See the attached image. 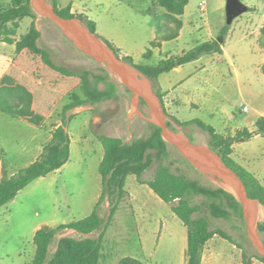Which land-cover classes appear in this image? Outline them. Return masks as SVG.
<instances>
[{
  "label": "rangeland",
  "instance_id": "obj_1",
  "mask_svg": "<svg viewBox=\"0 0 264 264\" xmlns=\"http://www.w3.org/2000/svg\"><path fill=\"white\" fill-rule=\"evenodd\" d=\"M43 1L52 5L51 0ZM202 1L205 2L203 11L199 7ZM241 2L252 9L251 15L245 12L231 25H226L225 0H189L181 37L165 42L146 62L142 56L155 39L153 17L164 26L174 24L157 0H58L60 9L72 5V13L80 15L78 11L81 10L96 23V35L93 37L106 52L108 48L100 38L117 46L120 58L128 54L136 64L154 66L165 56H179L209 41L211 35L219 34L223 27L228 26L230 33L224 39L226 57L219 64L220 74L215 73L218 67L211 64V57L203 55L200 61L184 65L180 73L161 75L155 86L141 76L125 79L116 72L107 71L116 84V97L86 103L66 112L67 118L71 116L67 124L71 136V158L67 165L34 180L15 199L0 207V264H30L35 254L33 237L37 227H56L91 214L102 192L99 164L104 154L95 134L130 143L147 137L155 123L164 125L168 131L164 137L168 143L167 153L159 157L154 150L149 151L151 162L141 177L142 181L151 180L155 168L163 163L175 173L213 187H223L218 176L198 165L199 156L184 153L177 147L190 142L207 150V134L195 125L182 127L169 116L180 122L200 120L227 136H234L244 128L254 132L255 121L264 117V75L258 69L257 59L251 57L247 62L248 70L243 71L241 60L233 57L248 47L245 41L241 42V31L246 23L249 25L248 16L257 17L254 13L258 7L264 13V0ZM24 3L25 0H0V8L18 7ZM31 4L37 15L35 26L40 32L38 45L48 50L55 64L74 71L95 70L98 66L104 68L81 51L59 25L43 14L34 0ZM74 20L86 29L78 19ZM263 23L264 20L252 25L253 32ZM30 24L31 19L26 18L17 27H11L14 38L19 40L24 36ZM14 56V45L0 44L1 76ZM202 64H209L206 70H199ZM234 69L241 71L240 80L234 77ZM185 80L189 87L183 90L187 85L182 82ZM171 87H176L178 93L169 94ZM99 88L103 89V85L100 84ZM158 90L163 103L157 96ZM72 95L84 99L80 88L64 91L40 128L0 112V180L14 175L37 159L40 147L50 141L49 134L61 124L63 108L71 102ZM10 99L18 104L17 97ZM186 154L194 161H190ZM230 159L264 186L263 135L233 144ZM125 189L127 195L120 201L113 220L104 231L99 264H118L123 257H132L144 264H186L187 229L172 213L171 205L161 201L146 184L138 183L134 175L127 177ZM109 207V201L105 199L99 211L104 220L108 218ZM261 222L264 223V212L257 203L253 204L249 227L245 221L241 225L235 219H211L213 229L224 230L242 249L214 236L203 249L201 264H242V252L250 257L257 254L252 238L264 245V233L257 228ZM63 236L79 237L71 230L58 234L49 248L50 254L54 253L57 240ZM97 236L98 233L89 235ZM252 264L263 263L252 258Z\"/></svg>",
  "mask_w": 264,
  "mask_h": 264
},
{
  "label": "trees",
  "instance_id": "obj_2",
  "mask_svg": "<svg viewBox=\"0 0 264 264\" xmlns=\"http://www.w3.org/2000/svg\"><path fill=\"white\" fill-rule=\"evenodd\" d=\"M189 0H157L173 20V26L162 25L153 17L155 39L149 43L142 59L149 62L154 49H160L163 42L179 37L183 23L180 17L184 14ZM54 11L67 20L78 19L85 28L96 35V23L84 15L71 12V5L60 9L58 0H51ZM31 19L29 31L19 40L14 38L11 27H17L24 19ZM37 15L31 5V0L18 6L0 8V43L15 46V56L5 73L0 78V112L20 120L32 127L40 128L63 97L64 91L80 88L84 99L77 95L71 96V102L64 106L61 124L51 132L50 141L42 147L37 159L14 175L0 180V207L6 205L34 180L44 177L51 172L61 169L70 158V136L67 130L66 112L86 103H98L116 97V84L103 67L95 70L74 71L55 64L48 50L39 47L40 32L35 26ZM229 31L225 26L216 39L202 42L191 50L179 56H165L156 65L136 64L132 57H121L123 61L145 75L153 85L158 78L173 69L198 60L203 55L222 54V46ZM102 43L118 58L120 49L105 38ZM260 41L264 46V26L260 28ZM264 74V63L261 67ZM103 85V89L99 85ZM162 99V94L157 91ZM17 97L18 104L10 98ZM165 113L167 114L165 108ZM169 116V114H167ZM176 123L182 127L195 125L203 130L208 137V147L230 167L243 182L249 198L256 201L264 212V186L245 169L235 166L231 159L232 145L244 142L255 135L264 136V117H259L255 123V131L247 128L238 130L234 136L218 133L211 126L200 120L180 122L173 116ZM101 142L104 154L99 164L102 192L89 216L79 221L62 223L56 227L43 226L33 237L35 254L30 264H99L101 258L104 231L113 220L120 201L127 195L126 180L134 175L140 184H146L149 189L166 204L171 205L172 213L187 229L186 264H201L202 252L209 240L218 236L242 249L235 240L222 229H213L211 219L226 221L235 219L244 225L243 211L237 197L223 187H213L184 174L175 173L163 163L155 168L151 180L143 182L141 177L149 167L151 159L149 151L154 150L159 156H165L168 143L162 137V130L152 125L147 137H142L124 143L119 138L95 134ZM108 199L109 215L107 220L100 217L101 204ZM264 233V223L257 226ZM66 230L75 232L79 237L63 236L56 242L54 253L49 248L56 236ZM98 233L97 237H89ZM252 258L264 264V258L257 254L248 256L242 252V264H252ZM118 264H144L132 257H123Z\"/></svg>",
  "mask_w": 264,
  "mask_h": 264
},
{
  "label": "water",
  "instance_id": "obj_3",
  "mask_svg": "<svg viewBox=\"0 0 264 264\" xmlns=\"http://www.w3.org/2000/svg\"><path fill=\"white\" fill-rule=\"evenodd\" d=\"M34 1L36 2L37 7L42 10L43 14L59 25L81 51L95 59L99 64L103 65L107 71L116 72L125 79L134 76H141L148 81V78L145 75L127 64L121 58H118L111 50L107 49L106 52L105 49L96 42L93 35L87 29H84L81 24L75 20H67L60 17L54 11L53 6L45 3L43 0ZM247 11L248 7L244 5L241 0H225L226 25H231L235 18ZM155 125L161 128L162 137L164 138L168 132L167 128L159 123H155ZM177 147L184 153H191L195 156H199L200 162H198V165H200L203 170L209 171L233 186L237 195L233 192L232 193L236 195L240 202L243 211V219L249 227L253 213V204H256L257 202L249 198L246 188L237 174L210 149L202 150L190 142H187L185 146L177 145ZM186 156L190 161H194V159L189 158L187 154ZM252 243L257 255L264 258V245L258 243L253 238Z\"/></svg>",
  "mask_w": 264,
  "mask_h": 264
},
{
  "label": "crops",
  "instance_id": "obj_4",
  "mask_svg": "<svg viewBox=\"0 0 264 264\" xmlns=\"http://www.w3.org/2000/svg\"><path fill=\"white\" fill-rule=\"evenodd\" d=\"M72 10H73V8H72V5H71V12H72ZM251 11H252V9L251 8H248V14H250L251 15ZM78 13L79 14H81V15H84V16H87L83 11H81V10H79L78 11ZM185 14H186V8H185V11H184V14L180 17V19H181V21H182V23H183V27H182V29H181V31H180V34H179V37L177 38V39H175V40H178L180 37H181V35H182V32H183V28H184V22H183V17L185 16ZM255 15H257V17L255 18V19H253V18H250V16H248V21H249V25H248V23H246L245 24V27L243 28V31H241L242 33L241 34H243V37L241 38V42H243V41H245V43H246V45H248V47L246 46L245 48H243L242 49V51H239V53H237V54H234L233 55V57H235V58H237V59H239V60H241V62H242V64H243V67H242V70L243 71H246V70H248L247 68H248V64H247V62H248V60L251 58V57H255L256 59H257V62H258V69H259V71H261L262 72V70H261V67H262V65H263V63H264V46L261 44V41H260V28L262 27V26H264V23L263 24H260L259 26H258V28L256 29V33L255 32H253V30H252V27L254 26V25H256L257 23H259V22H261V21H263L264 20V13H263V9L262 8H257V10L255 11V13H254ZM88 17V16H87ZM234 22V21H233ZM232 22V23H233ZM253 25V26H252ZM220 32V31H219ZM229 33H230V30L228 31V35L227 36H229ZM218 34V33H217ZM216 34V35H217ZM216 35H211V39H215L216 38ZM247 40H248V42H247ZM224 42H225V40H224ZM224 42H223V46H222V54H214V55H209L210 57H211V61H212V63L211 64H216L217 65V67H218V70H216L215 71V73H218V74H220L221 72V70H220V68H219V64H220V62L221 61H223L222 60V58H225L226 57V50H225V47H224ZM164 43L165 42H163L162 43V46L164 45ZM0 44H2V43H0ZM117 47V46H116ZM118 48V47H117ZM162 48V47H161ZM160 48V49H161ZM155 50H157V49H154L153 50V54H154V51ZM241 50V49H240ZM128 55V54H127ZM126 55V56H127ZM216 55V57H214ZM200 59L201 58H199L198 60H196V61H193V62H198V61H200ZM188 64V63H187ZM210 64V63H209ZM209 64H202L200 67H199V70H206V68H207V66L209 65ZM186 65V64H185ZM183 67H184V65L183 66H180V67H177V68H175V69H173L171 72H173V73H180L181 71H182V69H183ZM219 71V72H218ZM170 73V72H169ZM241 75H242V73H241V71H238L237 69H234V77H236V79H238V80H240L241 79ZM264 75V74H263ZM0 76H1V74H0ZM215 76H216V74H215ZM187 80H188V78H187ZM187 80H185V81H182V82H184V84H187L188 82H187ZM189 86H188V84L186 85V87H184L183 88V90H185L186 88H188ZM182 90V91H183ZM181 91V94L183 93ZM180 92V91H179ZM168 93L169 94H174V93H178V90L176 89V87H171V89H168ZM57 126H59V125H57ZM56 126V127H57ZM55 127V128H56ZM250 131V130H249ZM52 132V131H51ZM70 136V135H69ZM50 137H51V133L49 134V139H50ZM70 142H71V136H70ZM43 147V146H42ZM42 147H40V149H39V151L40 150H42ZM39 154V153H38ZM39 156V155H38ZM70 158H71V144H70ZM102 160V159H101ZM67 165V163L61 168V169H63L65 166ZM39 228L37 227L36 228V231L38 230ZM35 231V232H36ZM213 239V238H212Z\"/></svg>",
  "mask_w": 264,
  "mask_h": 264
},
{
  "label": "bare ground",
  "instance_id": "obj_5",
  "mask_svg": "<svg viewBox=\"0 0 264 264\" xmlns=\"http://www.w3.org/2000/svg\"><path fill=\"white\" fill-rule=\"evenodd\" d=\"M219 179H221V178H219ZM221 180H222V179H221ZM219 183H220L225 189H227L228 191H231V192H233L234 194L237 195V192L235 191V189L233 188V186H232L231 184H229V183L226 182L225 180H222V181L219 180Z\"/></svg>",
  "mask_w": 264,
  "mask_h": 264
},
{
  "label": "built area",
  "instance_id": "obj_6",
  "mask_svg": "<svg viewBox=\"0 0 264 264\" xmlns=\"http://www.w3.org/2000/svg\"><path fill=\"white\" fill-rule=\"evenodd\" d=\"M204 5H205V2L204 1H202L201 3H200V5H199V7H200V9L203 11L204 10Z\"/></svg>",
  "mask_w": 264,
  "mask_h": 264
}]
</instances>
